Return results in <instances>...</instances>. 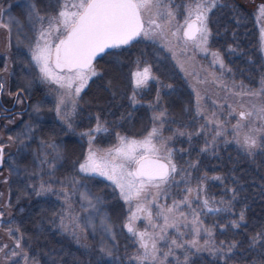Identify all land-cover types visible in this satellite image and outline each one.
Returning a JSON list of instances; mask_svg holds the SVG:
<instances>
[{"label":"trees","instance_id":"16d2710c","mask_svg":"<svg viewBox=\"0 0 264 264\" xmlns=\"http://www.w3.org/2000/svg\"><path fill=\"white\" fill-rule=\"evenodd\" d=\"M165 3L178 10L172 31L184 21L191 0ZM230 4L232 20L215 16L221 30L208 28L207 44L200 48L189 42L182 45V33L179 38L170 31L163 38L139 36L106 49H118V58L96 61L97 74L77 99L66 96L59 111L65 91L47 87L41 94L44 122L27 131L13 149L6 144L0 178V251L11 252L7 263L140 264L139 238L125 227L135 212L136 231L153 234L157 243V260L143 264H264V235L253 243L257 233L264 234V113L258 111L264 108V54L255 14L236 0ZM205 47L207 51L202 50ZM154 52L161 55L157 62ZM212 53H218L219 60ZM123 62L131 69L127 79ZM145 66L156 79L136 88L132 72ZM253 91L261 94H241ZM241 111L253 115L241 122ZM161 112L164 115L154 119ZM98 125L101 130L96 131ZM154 127L159 130L153 138L159 155L171 152L177 168L154 204L127 202L110 180L72 169L81 152L73 135L76 128L89 133L84 136L93 142L118 143V136L142 140ZM15 129L17 125L11 135ZM245 134L254 135L262 146L249 150L243 144ZM104 187L112 188V193L107 195ZM156 191L151 189L146 199L152 200ZM3 194L6 205L1 202ZM186 196L189 202L180 203ZM174 201L178 207L168 214V223L176 227L161 233L165 221L157 213ZM138 203L151 211V222ZM7 217L13 220L11 226L6 225ZM196 217L198 222L193 223ZM54 248L60 251L57 257Z\"/></svg>","mask_w":264,"mask_h":264},{"label":"snow or ice","instance_id":"6c2138e0","mask_svg":"<svg viewBox=\"0 0 264 264\" xmlns=\"http://www.w3.org/2000/svg\"><path fill=\"white\" fill-rule=\"evenodd\" d=\"M214 6L215 0H211V3L209 0H191V3L185 6L184 22L178 24L174 31H170L176 19V13L169 4L165 3V0H62L56 15L48 18L47 28L40 31L37 43L32 49V58L39 66L44 79L66 90L57 104L59 111L65 97L72 96L73 89L75 95L79 96L89 76L97 74L92 67V60L98 53L104 52L105 48L126 45L139 36L149 39L163 38L169 31L172 37H179L182 31L185 43L196 42L197 48L206 45L210 35L207 25L208 12ZM259 13L261 17H264V5L260 6ZM145 15L149 17L147 22L144 19ZM39 19L44 20L45 18L39 17ZM61 31L64 33L63 37L54 43L53 37L59 36ZM261 36L262 43H264V28L261 29ZM202 50L207 51V48ZM212 55L219 60L218 53H212ZM219 62L223 66V61ZM132 76L136 88L146 86L149 80L156 79L149 66L138 69L132 73ZM261 84V91H264V80ZM2 87L0 85V88ZM261 91L241 94L259 96ZM197 99L199 100V96ZM258 111L264 113V108ZM163 115L164 112H161L154 119L158 120ZM252 115V112L241 111L240 121ZM261 118L264 119V116ZM239 123L234 127H238ZM95 130H101L100 126L98 125ZM158 131L154 127L142 140L118 136L119 146L107 150L103 155H97L89 148L88 155L80 164V170L98 174L112 181L120 189V194L125 201H146V205L150 206L155 203L159 190L168 182L170 175L177 171L176 165L171 161V152L168 156L161 157L160 149L153 143V138L158 135ZM259 131L262 130L249 129L250 133ZM82 135H89V133H82ZM237 142L240 141L237 140ZM243 144L249 150L262 146L257 142L256 137L250 134H245ZM0 155H2V149H0ZM151 189L157 190L156 195L152 200H147ZM187 191L191 193L192 189L189 188ZM188 202L186 196L180 203ZM207 205L208 201L205 200L204 206L207 207ZM176 207L178 204L174 201L172 206L163 208L157 213L158 216H163L165 221L164 226L161 227V233L168 227H176L175 223H168V214L173 213ZM138 210L146 212L147 219L151 222L152 213L145 204L138 203ZM137 218L134 212L125 225L130 233L139 238L140 248L143 249V254L136 259L140 264L146 260L154 262L157 260L158 251L156 240L153 239V234L136 231L134 221ZM198 219L196 217L193 223H197ZM243 219V213H241L240 220ZM232 223L234 227H239L236 221ZM152 227L155 228L158 225L153 224ZM196 231L199 232V229L197 228ZM262 235L264 234L257 233L253 238V243L261 239ZM159 238L164 239V236L160 235ZM171 243L176 247H181L176 240H172ZM191 243L195 246L196 242ZM233 247L235 244L231 245L228 251L231 252Z\"/></svg>","mask_w":264,"mask_h":264},{"label":"flooded vegetation","instance_id":"af4514ba","mask_svg":"<svg viewBox=\"0 0 264 264\" xmlns=\"http://www.w3.org/2000/svg\"><path fill=\"white\" fill-rule=\"evenodd\" d=\"M230 3L231 0H215L217 7L214 6L208 12L207 25L209 29L221 30V27L216 24L215 16L225 15L227 22L232 20ZM39 4V0H0V85L3 86L0 88V149H2L0 178L1 172L5 168V149L9 136H11L10 129L24 120L37 104L43 102L41 94L47 92V87L54 92L58 87L55 83L43 78L39 66L32 58V49L37 43L40 31L47 28L48 18L56 15L59 11V9L34 8ZM173 11L178 12V10ZM210 15H213L212 19H209ZM39 17L45 19L40 20ZM20 21L27 24L22 29L16 27V23ZM29 22H33L32 26ZM63 35L64 33L54 36V43L58 42ZM20 58L25 59L24 66L27 70L25 76H20L18 74L20 72L17 71L20 66ZM30 81L32 83H29ZM2 184L0 179V187Z\"/></svg>","mask_w":264,"mask_h":264},{"label":"rangeland","instance_id":"374dc122","mask_svg":"<svg viewBox=\"0 0 264 264\" xmlns=\"http://www.w3.org/2000/svg\"><path fill=\"white\" fill-rule=\"evenodd\" d=\"M19 1H22V0H19ZM39 1H40V4L37 5V6H35L34 8L41 9V10L42 9H46V10H48V9H51V10L59 9L60 8V3L62 2V0H39ZM236 1L244 9H246V10H248L250 12H253L255 14V18H256V21H257L258 27H259L260 47H261L262 54H264V43H262V36H261V29L263 28L262 27V23H263L264 17H261V15L259 13V8H260L261 5H264V0H236ZM183 22L184 21H181L179 24H182ZM32 23H30V26H32ZM26 25L27 24H25V22H22V21L16 23V27L18 29H22ZM176 26H175V28H176ZM172 31H174V29ZM62 33L63 32L61 31L60 34H62ZM180 33H182V31ZM179 41L181 42L182 45H186L185 41H183L181 39ZM188 42H189V44H195L196 45V42H193V41H188ZM118 55H119V52H118V49H116V48L115 49H112V50H109L107 52L106 51L105 52H102L98 57H96L93 60L92 67L95 69V71L97 73L96 61H103L105 59H117L118 58ZM160 59H161V55L158 52H154L153 60L155 62H157ZM24 62H25V59L23 60L22 58H20V60H19L20 66H19V69H17V71L20 72V73H18V74H20V76H25L27 74V70H26V68L24 66V64H25ZM121 65H124V68H123V75L125 76L124 78L125 79L129 78L130 77L129 74H130V70H131V69L129 70V64L127 62H123V64L121 63ZM135 71L136 70H133V72H135ZM90 77H92V76H89V78ZM29 83H32V82L30 81ZM57 86H59V85H57ZM64 91H66V90L64 89ZM72 93H73L72 94L73 98H76L77 99L78 96L75 95V90L74 89L72 90ZM87 104H88V102H87ZM44 105L45 104L43 102H40L39 104H37V106H35L32 109V111L27 114L26 118H24V120H22L20 123L17 124V129H15L13 131L12 135L9 136L8 145H9V147L11 149L14 148V145H17L18 146V144H20V142L22 141V139H24L27 131L31 130V128L33 126H35V125L38 126V125H40L41 123L44 122L43 121L44 117L42 116L43 115L42 113L45 112L43 110L46 109V106L44 107ZM75 105H76V102L73 101L71 103V106H75ZM77 107H79V109L82 108L81 106H79V104H77ZM237 110H239V109H237ZM77 111H78V109H77ZM76 129H77V132H75L73 135L75 136V138L79 142V146L81 148V152H80L79 157H77V159L73 163L74 166H72V169L74 170V172L75 171L78 172V170H80V164L84 162L86 156L88 155L89 148H91L94 152H96L97 155H103L107 150L114 149L115 147L119 146V142L116 143L115 141H111V140H109V141L108 140H104V141H102L100 143L91 141V144H90V139L88 140L84 135H82L80 133V131H79L78 128H76ZM83 173H86V172H83ZM86 174H91V173H86ZM92 174H94V173H92ZM95 175H98V174H95ZM98 176H100V175H98ZM101 177H103V176H101ZM87 178H88V180L90 179L89 177H87ZM89 181H91V182L94 183V179L93 178H91ZM87 183H88V181H87ZM104 188H105L104 191L107 193V195H110L112 193L111 192L112 188H110V187L109 188L104 187ZM119 191H120V189H119ZM14 201H17V198L16 197L13 199L12 202H14ZM1 202L4 205H6L5 204L6 203L5 194H3V197L1 199ZM8 219H6V221H7V224L6 225H8V226L10 225L11 226V224L13 223V220H11V219L8 220ZM10 220H11V222H10ZM53 251L56 252L55 254H53V256H56L57 257L58 252H60V251H57L55 248L53 249ZM10 255H11V252H4V253H2L0 251V264H20V262L7 263L8 261L5 258L9 259Z\"/></svg>","mask_w":264,"mask_h":264},{"label":"water","instance_id":"95a60500","mask_svg":"<svg viewBox=\"0 0 264 264\" xmlns=\"http://www.w3.org/2000/svg\"><path fill=\"white\" fill-rule=\"evenodd\" d=\"M263 28H264V21H263ZM182 34H183V32H182ZM109 48H110V47H109ZM106 49H108V48H105V50H106ZM105 50H104V51H105ZM100 54H101V53H98V54L93 58V60H94L96 57H98ZM93 60H92V62H93Z\"/></svg>","mask_w":264,"mask_h":264}]
</instances>
